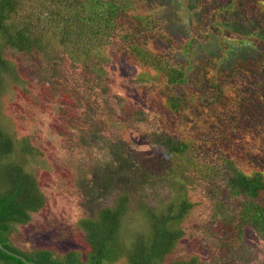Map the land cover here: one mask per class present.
<instances>
[{"label": "trees", "instance_id": "16d2710c", "mask_svg": "<svg viewBox=\"0 0 264 264\" xmlns=\"http://www.w3.org/2000/svg\"><path fill=\"white\" fill-rule=\"evenodd\" d=\"M208 1L200 2L207 21L240 3L211 0V6L202 5ZM216 1L226 3L225 8H213ZM254 1L249 0L257 10L254 17L251 13L254 22L246 25L258 28L255 37H260H250L256 45L251 49L261 50V58L246 55L227 67L228 54L225 57L223 43H217L207 52L211 59L200 65L205 45L191 34L186 48L195 57L188 60L186 54L187 69L171 67L168 58L164 70L158 65L160 82L144 83L155 95L164 90L165 118H197L190 131H205L196 133L200 138L196 146L190 140L188 146L180 142L173 132L172 137L155 132L149 136L151 145L165 148L179 162L178 202H164L157 212L128 194L129 187L133 193L135 188L145 187L137 181H124L125 170L138 164L135 151L126 142L111 141L114 134L104 110L109 103L100 102L114 96L107 72L102 73L106 65L102 58L109 60L127 47L152 56L153 50L168 48L165 37L154 31L160 26L150 19L151 7L147 9L145 0H140V8L132 0H0V264H164L185 235L180 227L183 219L206 206H212L213 219L233 226L235 243H243L249 232L264 236V179L249 166L250 157H264V0ZM199 17L196 13L195 20ZM99 23L102 29L97 28ZM195 23L190 20L187 26ZM116 36L118 45L109 46ZM234 40L240 46L245 44L241 38ZM19 55L39 61V66L26 67L27 71L16 60ZM64 65L68 67L65 72ZM190 70L194 71L191 78ZM31 110L36 119L31 118ZM133 110L137 117L146 113L140 105ZM114 147L122 148L120 153L127 149V155L120 154L118 164L102 160L109 168L104 177L90 174L84 156L109 155ZM65 169H70L66 175ZM199 172L203 173V183L198 181L201 190L198 200L190 202L184 198ZM51 178L71 182L70 186H85L89 180L94 185V179L98 180V190L92 189L89 197L94 208L76 225L85 250L70 246L54 251L48 246L29 251L11 241L19 227L28 226L45 208L46 198L37 179ZM117 184H125L128 190L115 194ZM169 189L172 191V185ZM83 199L84 206L86 196ZM100 202L102 205L97 204ZM135 210L147 218V236L128 228L126 215ZM207 218L209 221V215ZM196 228L211 232L208 223ZM169 264L200 261L188 256Z\"/></svg>", "mask_w": 264, "mask_h": 264}, {"label": "rangeland", "instance_id": "374dc122", "mask_svg": "<svg viewBox=\"0 0 264 264\" xmlns=\"http://www.w3.org/2000/svg\"><path fill=\"white\" fill-rule=\"evenodd\" d=\"M145 1L148 4L147 9L149 6L152 9L150 12L151 21L160 26V29H154V31H157L159 36L163 35L165 37L166 41L169 42H165V44H168V48L161 46L166 49L162 52V49L157 48L153 50L152 47V54L154 55L152 56L142 51L140 52L139 49L133 48L130 50L127 47L124 49V53L114 54L109 60L102 58L103 60L101 61L106 63L103 66L104 70L102 69V73L107 72V76L110 79L109 90H111L114 96L103 97L100 99V102L109 103V107L104 110L109 117V130L114 134L111 141L113 143L126 142L135 151V158H137L138 164L125 170V173L133 176V178H129V175L126 174L125 183L128 181L136 183L137 181L145 186L143 187L144 189L135 188L136 191L133 193L131 187L128 190L125 184L123 186L117 184L114 191L115 194L121 191L124 192L126 189L132 199L136 201L143 200L144 205L160 212L163 204L170 203L169 200L175 203L178 202L177 193H179L178 189L181 186V182H177L179 162L165 148L151 145L149 136L155 132L172 137L170 132H173L180 142L188 146L187 143L190 140L192 146H196L199 143L198 139H200L197 134H202L205 131L201 132L203 128L197 130V134L190 131L192 122L197 119L195 117V119L191 120L182 117L180 121H174L171 115L165 118L164 114H167L165 110H168V108L164 101L165 99L162 98L164 90L159 89V95H155L154 90L144 83L160 82L162 72L158 69V65L164 70L167 62L171 63V67L187 69L184 66L186 63L184 64L183 61L185 60V56L188 55V60H192L195 57L190 55L193 52L187 53L189 50L186 48L191 34L195 36L196 40H200L199 43L205 45L200 52V56H203L198 59L203 60L199 63L200 65L205 64L206 61L211 59L207 52L210 53L217 43H223V50L227 51L224 54L225 57L228 54V60L225 61L227 67L232 68L235 62L238 61V58H246V55L249 58H261L262 56L260 55L261 50L256 51L251 49V47L256 46L253 40L251 41V38H257L260 35L256 34L257 37H255V31L258 33V28L254 30V27L246 25L247 23L254 22V19H251V13L254 17L255 11H257L255 5L249 4V0H237L240 3L233 6L230 10H224L222 15L214 21L203 20L202 15L205 14V10L200 6L201 0ZM132 2L133 5H137L140 8V0H132ZM210 2L211 0L207 3H202V5L209 7L211 6ZM250 2L254 3L255 1L250 0ZM225 4L216 1L212 7L221 6L220 8H225ZM196 13H200V17L195 20ZM190 20L197 21V23L188 27L187 24ZM97 28L102 29V25L100 23L97 24ZM212 35H215V37H212ZM234 38L243 39L244 46H240L239 43L237 44ZM115 39L119 40L120 38L118 36L114 37L109 46L118 45L115 44ZM224 43L229 44V47L226 46L227 44L224 45ZM246 46H250V48ZM230 47L232 48L230 49ZM62 55L67 56L64 52H62ZM102 57L105 56L102 54ZM168 58L171 60L166 62ZM16 60L25 69L26 67L32 69L39 66V61L30 57L19 55ZM67 68L64 65L63 72ZM193 72L190 70L188 73L190 78ZM208 77L210 79L212 74H209ZM53 78L52 75L51 79ZM166 95L168 97L170 94ZM138 105L146 112L144 115H140V117L133 114L135 110L132 111V107L137 108ZM121 107L122 109L123 107L126 108L124 112H122ZM31 111V118H35L33 110ZM248 134H246L247 138ZM250 136L249 134V140ZM121 149L114 147V150H110L109 155L99 153L100 156L98 157H95V153L86 154L84 161L90 174L94 176L100 174L101 177H104L109 169L105 165L106 161L118 164L120 161L119 155L121 154L124 157L127 155L125 153L127 149L120 153ZM89 151H91V148ZM250 159L253 160L252 162L249 161V166L253 165L251 172L260 173L264 179V157L254 155ZM102 160H105V164ZM69 171L70 169H67L65 175ZM193 174L195 172H191V175ZM202 174V172H199L196 175L194 178L196 182L192 184L191 192L184 199L190 202L198 200L197 198L201 190L198 181L202 182ZM37 182L45 195L44 198H46L45 208L41 213H36L32 217L33 220L28 226L18 228L15 232L16 234L14 233L11 236L12 243L23 250L29 251L48 246L54 251H62L64 248L70 246L85 250L81 239L82 232L76 225L79 219L87 216L94 208L95 204L92 203V199H89V197L92 196L95 188L98 190V180L94 179V185L90 184L89 180L85 186H77L76 184L70 186L71 182H61L53 178L42 182L37 179ZM170 185H172V191L169 189ZM85 196L87 203L83 206V203H85L83 197ZM146 196L148 198H144ZM107 197L109 195L102 198V200L105 201ZM97 204L102 205V202ZM193 210H196V208H193ZM214 214L212 206H206L186 216L180 225L181 229L185 231V235L177 242L172 254L167 256L163 263L169 264L179 258L196 256L200 264H264L263 234L255 236V234L249 232L244 237L243 243H235L233 226L220 223L221 221L218 219H213ZM208 215L209 221H207ZM145 219L147 218L140 210H135L134 214L131 212L126 215L128 228H134L140 234L147 236L150 233V228ZM202 223L211 224V228H207L211 232L196 228V226H202ZM122 262L123 260L120 261V263Z\"/></svg>", "mask_w": 264, "mask_h": 264}]
</instances>
